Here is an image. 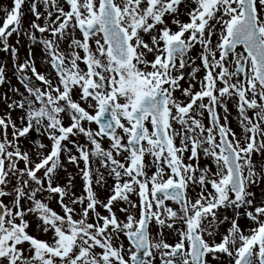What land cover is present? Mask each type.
<instances>
[{
    "label": "snow or ice",
    "instance_id": "1",
    "mask_svg": "<svg viewBox=\"0 0 264 264\" xmlns=\"http://www.w3.org/2000/svg\"><path fill=\"white\" fill-rule=\"evenodd\" d=\"M0 12V264H264V0Z\"/></svg>",
    "mask_w": 264,
    "mask_h": 264
},
{
    "label": "rangeland",
    "instance_id": "2",
    "mask_svg": "<svg viewBox=\"0 0 264 264\" xmlns=\"http://www.w3.org/2000/svg\"><path fill=\"white\" fill-rule=\"evenodd\" d=\"M11 3H12V0H0V7H4V6L10 7ZM2 15H3V13L0 12V17H2ZM4 55H5V60H1L2 54H0V65H7V64L11 65L10 57L7 54H4ZM21 55L22 56L24 55L23 50L21 52ZM36 57H37V61H38V64H39L40 63V52H39V50L36 51ZM8 69H9V73L8 74H9V77L11 78L12 70H11L10 67H8ZM12 82H13L14 85H16L15 79H13ZM16 86H19V85H16ZM21 90H23V89H21ZM2 91H4V89H0V92H2ZM0 110H2V109H0Z\"/></svg>",
    "mask_w": 264,
    "mask_h": 264
}]
</instances>
